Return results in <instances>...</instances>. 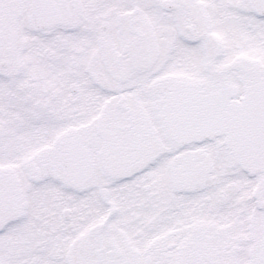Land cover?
Wrapping results in <instances>:
<instances>
[{"label":"snow or ice","instance_id":"obj_1","mask_svg":"<svg viewBox=\"0 0 264 264\" xmlns=\"http://www.w3.org/2000/svg\"><path fill=\"white\" fill-rule=\"evenodd\" d=\"M0 264H264V0H0Z\"/></svg>","mask_w":264,"mask_h":264}]
</instances>
